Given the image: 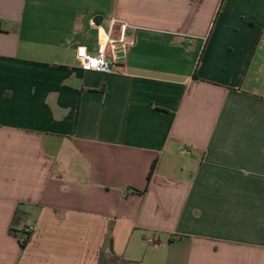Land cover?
<instances>
[{
    "label": "crops",
    "instance_id": "obj_1",
    "mask_svg": "<svg viewBox=\"0 0 264 264\" xmlns=\"http://www.w3.org/2000/svg\"><path fill=\"white\" fill-rule=\"evenodd\" d=\"M100 252L264 264V0H0V264Z\"/></svg>",
    "mask_w": 264,
    "mask_h": 264
},
{
    "label": "built area",
    "instance_id": "obj_2",
    "mask_svg": "<svg viewBox=\"0 0 264 264\" xmlns=\"http://www.w3.org/2000/svg\"><path fill=\"white\" fill-rule=\"evenodd\" d=\"M113 25H117V36L111 37ZM125 23L117 20L112 21L110 33L98 47L96 55H90L84 46L78 47L75 52L76 59L79 61V67L84 71H93L97 73L112 74L119 71L125 62L127 54V41ZM31 232L32 228L26 229Z\"/></svg>",
    "mask_w": 264,
    "mask_h": 264
},
{
    "label": "trees",
    "instance_id": "obj_3",
    "mask_svg": "<svg viewBox=\"0 0 264 264\" xmlns=\"http://www.w3.org/2000/svg\"><path fill=\"white\" fill-rule=\"evenodd\" d=\"M152 171L153 168L148 174V180L150 179ZM25 217L26 213L22 209H18L9 229L10 234L18 239L21 249H24L28 245L32 236V232H27L26 228L19 227ZM98 264H128V261L113 254L100 252L98 256Z\"/></svg>",
    "mask_w": 264,
    "mask_h": 264
}]
</instances>
